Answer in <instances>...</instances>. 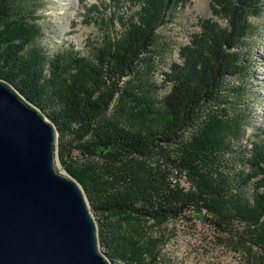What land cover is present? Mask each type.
<instances>
[{"label":"trees","instance_id":"16d2710c","mask_svg":"<svg viewBox=\"0 0 264 264\" xmlns=\"http://www.w3.org/2000/svg\"><path fill=\"white\" fill-rule=\"evenodd\" d=\"M40 1L0 0V82L53 124L54 155L81 185L104 255L168 264L178 221L199 216L236 264H264V126L242 144L254 47L242 48L264 0H210L212 17L162 82L158 30L190 0H110L135 8L87 53L47 47Z\"/></svg>","mask_w":264,"mask_h":264},{"label":"water","instance_id":"95a60500","mask_svg":"<svg viewBox=\"0 0 264 264\" xmlns=\"http://www.w3.org/2000/svg\"><path fill=\"white\" fill-rule=\"evenodd\" d=\"M56 135L0 82V264H113L81 185L55 168Z\"/></svg>","mask_w":264,"mask_h":264},{"label":"rangeland","instance_id":"374dc122","mask_svg":"<svg viewBox=\"0 0 264 264\" xmlns=\"http://www.w3.org/2000/svg\"><path fill=\"white\" fill-rule=\"evenodd\" d=\"M40 5L39 20L45 25L47 47L69 44L81 53L90 51L106 35L119 34L123 30L122 17L127 18V12L135 8L127 2L118 5L110 3V0H41ZM208 17H212L210 0H190L175 10L170 23L158 30L159 44L154 53V77L158 82L163 81V73L172 63L182 62L180 48L190 43L193 34L201 31V21ZM213 18L224 25L222 19ZM253 23L257 26L256 31L249 35L242 48L246 51L249 46L254 47L250 55L251 78L247 85L250 94L246 102L252 112V128L246 129L242 140L247 149L251 146L250 139L254 138L255 130L264 126V7L261 15L253 18ZM168 88L166 84L163 90ZM54 160L56 170L67 175L56 154ZM191 224L179 223L175 236L168 243L167 250L181 264L238 263L237 254L211 241L212 232L206 224L197 220Z\"/></svg>","mask_w":264,"mask_h":264},{"label":"built area","instance_id":"2783aa9c","mask_svg":"<svg viewBox=\"0 0 264 264\" xmlns=\"http://www.w3.org/2000/svg\"><path fill=\"white\" fill-rule=\"evenodd\" d=\"M181 184L184 186V187H189V183L186 181V179H185V177H183L182 179H181ZM202 215H204V216H206V215H208V213H207V211H206V209H203L202 210ZM199 221V222H201V223H204V224H206V226L210 229V231L212 232V237H213V230H212V227H211V225L208 223V221H206L205 219H203V218H201V217H199V216H194V217H192L191 218V220L189 221V222H185V221H183V220H179L178 221V224L179 223H181V222H183V223H189L190 225H192L191 223H193L194 224V221ZM216 245V244H215ZM224 247V246H223ZM225 248V247H224ZM101 249V248H100ZM168 249V244L166 245V247H165V251H166V255H167V258H168V264H181L178 260H177V258H175L174 257V255H172L171 253H169V251L167 250ZM229 250V249H228ZM231 251V250H230ZM233 252V251H232ZM234 253V252H233ZM234 254H236V253H234ZM237 257V256H236ZM112 263H113V261H112ZM113 264H119V263H113Z\"/></svg>","mask_w":264,"mask_h":264}]
</instances>
